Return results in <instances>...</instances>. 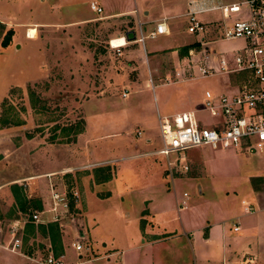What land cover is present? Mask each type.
Returning a JSON list of instances; mask_svg holds the SVG:
<instances>
[{
  "label": "rangeland",
  "instance_id": "1",
  "mask_svg": "<svg viewBox=\"0 0 264 264\" xmlns=\"http://www.w3.org/2000/svg\"><path fill=\"white\" fill-rule=\"evenodd\" d=\"M67 1L69 0H0V12L4 17L15 18L18 24L13 28L14 33L10 44L5 48L0 45V112L2 104L6 101L4 110L10 114L11 108L14 107L15 113L11 111V116L15 119L17 117V120L22 123L20 126L9 128L0 126V132H4L0 135V163L5 165V168L3 166L0 168V187L17 181V175L24 173L22 169H25V157L28 152H34V144L27 142L29 139L37 138V143L70 144L73 139H76L74 133L82 128L80 134H83L81 139L84 140L79 146L82 150L81 156L83 155L86 159L88 157L121 158L135 154L136 151L140 152L134 146L140 142L134 139L135 129L140 126L143 117L152 128L158 124L159 114L170 116L176 112L179 114L190 110H202L206 91L217 98L237 92L235 86L239 75L218 74L184 84L157 85L149 90H145L142 83L139 86L141 87L139 90H142L139 94L123 99L120 95L127 89V83L134 81L136 75L140 74V70L132 66L137 65L138 62H145L142 43H129L119 50L111 48L109 41L122 37L128 27H123L125 24L120 20H105L104 16L92 13L87 5L88 0H76L71 3V10L66 8ZM243 1L213 0L219 5L237 3L240 13L232 14L229 18H224L221 11L201 15L198 20L204 25L205 31L199 35L192 34L189 32V27L185 26L182 27L183 33L187 38L194 40L203 38L205 42H209L207 47L210 52L214 51L217 55H226L227 59H232L231 52L241 48L244 42L239 39L221 40V35L224 27L247 18V7L240 4ZM67 10H70V13ZM92 15H94L91 17L93 21L84 27H44L46 23H66ZM30 26L38 28L37 37L39 38L36 42L26 38L27 28ZM151 30L152 27H147V31L143 34L147 37L144 40V48L148 53L166 46L164 44L167 39L162 41L165 38L163 36L151 39L149 37ZM0 31L1 43L4 34L9 30L2 31L0 28ZM29 37H31L30 32ZM200 56L198 54V57ZM71 60L73 63L70 62ZM161 68V71L165 72L167 69L170 73L173 70V64L166 61ZM171 81L173 79L169 77L160 83L168 84ZM77 84L87 91L84 94L77 93L79 91ZM92 86L97 89L89 93L88 89ZM29 89L35 92L34 109L31 108L28 97ZM89 99H97V102H94L96 104H86L83 109V103ZM198 117L204 122L214 120L203 112H200ZM109 131L117 135L100 140V137ZM125 139L132 141L133 149L121 146V142ZM22 145H25V149L17 151L15 147H22ZM158 146L160 141L156 139L153 141V148ZM46 152L52 153L47 149L42 150V153L46 154ZM76 153L78 152H72L69 155ZM185 155L190 159L189 164L192 163L190 172L183 176H176L174 182H171L169 177L163 176V167L159 164L155 165L157 173L155 171L153 173L149 170L144 171L145 167L140 160L120 162L115 189L112 185L111 195L107 197L108 199L103 198L108 201L103 203L92 201L95 195L91 192H89L91 196H87L88 206L85 218L89 223L90 234H98L107 240L113 237L118 243H123L125 236L120 232L122 225L105 214V211H111L109 206L117 204L120 194L127 207L123 209L128 214L127 220L132 221L129 224L125 223L129 233L134 229L141 231V221L134 220L135 218L140 216L146 218L147 215H153L156 211L158 212L156 216L159 215L162 221L174 219L175 224L173 223L172 227L178 225L179 217L182 221L184 219L190 222L194 229L201 224L209 225L219 219L218 221L224 222L227 237L232 238V241L235 237L241 238L245 233L244 231L233 232L236 223L243 221L245 224H250L257 217H261L264 226V211L257 214L258 208L252 199L256 194L264 197V144L252 154L243 147L225 150H211L204 147L198 153L196 150H188ZM58 156L60 159L64 157L61 153ZM97 167V162L85 165L76 173L77 181L80 183L81 177L86 176L85 174L89 171H92L93 175H103ZM45 179L47 178L41 177L31 180L28 182L30 187L20 186L21 202H26L24 208L27 209V213L23 212V215L29 220L36 211L29 207L24 197L28 193L32 194V199L40 197L43 199ZM62 181L67 186H75L74 183H76L75 178L71 176L64 177ZM14 186L19 188L18 185ZM100 191L108 190L101 188ZM224 191H228V194ZM68 192L71 193L70 190ZM65 193L67 195V191ZM184 193L188 196V209L178 215L176 204L182 202ZM13 204L18 209L15 200L12 203L10 194L3 192V189L0 190V219L5 223H9L7 215L13 214ZM3 206L5 208H1ZM244 206H249L254 211L246 214ZM74 211L75 215H72L78 221L77 227L82 228L81 224L85 221L83 211L75 209ZM70 218V214H63L61 225L62 222H64L63 225H76L75 222L70 221ZM93 220L101 221L96 229L92 228ZM41 222L34 224V235L29 236L26 230L22 232L23 244L20 254L10 253L0 248V264H42L44 262L53 249L50 241L38 232L37 225ZM199 232L202 236L194 233V240L190 239V244L185 238L178 241L180 248L176 246L179 253L173 261L175 264H193L189 246L191 244L194 249H197L196 264H215L219 257L209 258L207 254L211 246L204 241L206 232L205 230ZM259 234L262 238L264 237L263 232ZM197 238H202V241L198 239L197 242ZM73 240L74 236L71 237L68 247H71ZM252 242V239H246L244 243H241V248L251 247L252 249L254 247ZM116 247L119 248L117 244ZM75 253L77 262L89 260L85 264H108L94 263L92 259L100 257L101 254H94L91 247L90 253ZM68 255L75 257L73 252ZM68 258L63 260L64 264H69L70 258Z\"/></svg>",
  "mask_w": 264,
  "mask_h": 264
},
{
  "label": "crops",
  "instance_id": "2",
  "mask_svg": "<svg viewBox=\"0 0 264 264\" xmlns=\"http://www.w3.org/2000/svg\"><path fill=\"white\" fill-rule=\"evenodd\" d=\"M76 0H69L67 1V9H70L71 3H74ZM92 2L97 3L98 7L102 9L100 14H96L90 9V4ZM87 5L89 6V10L94 13L95 15H102L104 16L105 20H120L125 25L123 27H128L125 30V34L122 37L114 38V39H123L126 42V45L131 44H141L137 41L140 37L143 38L142 49L145 55V62H138L137 65H133L132 67H137L140 70V74L136 75V79L134 81H129L127 83L128 87L126 90L122 91L120 95L123 99H128L131 95H137L142 90H139L144 83L145 90L154 89L157 85L165 86V85H176V84H184L188 83L193 80H199L202 78L197 79H190V53L195 51L196 48H190L188 52L183 50L185 47L192 46L193 44H199V40H194L191 38H187L183 33L182 27L190 26L189 25V13L190 11H203L196 15L197 20L199 16L213 12V11H205L209 8H213L219 6V4H215L213 0H88ZM63 9V8H62ZM64 10V9H63ZM70 10H67L70 13ZM88 16L86 18H77L71 20L69 23H46L44 27H84L85 25L91 23L93 21V17ZM223 16V15H222ZM199 21V20H198ZM15 18L11 16L4 17L3 14L0 12V28L4 30H12L14 33V26L16 24ZM158 23H164L167 29V33L164 35L157 36L156 39L161 36L165 37L162 41H165L166 46L162 48L154 49L151 52H147L146 48H144V40L147 37H144V32L147 31V27H152L153 32L156 25ZM37 25V24H33ZM225 25V24H224ZM8 28V29H7ZM33 29L35 32L34 37H26L29 40L37 41L39 37H37L38 28L33 26L27 28V32ZM132 31L135 36L134 41H127L125 39L126 33ZM149 33V34H150ZM36 37V39H34ZM112 39L111 41H113ZM164 43V42H163ZM139 46V45H138ZM169 61L173 64V70L169 71L166 69L165 72L161 71V66L166 62ZM70 62L73 63L71 60ZM145 71V74H144ZM179 72L180 77H176L175 73ZM171 77L173 81L168 84H161L160 81L163 79H168ZM142 81H141V80ZM157 82L158 84H156ZM78 85V84H77ZM79 91L77 93L84 94L85 88L78 85ZM94 89L97 87L92 86L89 88V93L93 92ZM125 94V96H123ZM136 100V99H135ZM204 100V98H203ZM97 99H89L83 103V109H85L86 104H96ZM203 102V101H202ZM98 111V110H95ZM192 111V110H190ZM197 111V110H194ZM98 113V112H97ZM176 114H178L176 112ZM176 114L168 115V116H158V124L151 128L150 124L145 121L144 117L141 119V124L135 129V139L134 141L140 142L135 144V149L140 152H135V154L125 155L121 158H100L95 159L94 157H88L86 159L83 157L82 150L79 149V146L82 144L84 139H81L83 134H78L74 141H71L70 144L61 143V144H48L47 142L37 143V138L29 139L27 142H32L33 151L28 152L27 156L25 157V169L24 173L17 175L18 180L13 183L4 184L0 187V190L3 189V192H7L10 194L12 203L14 202V197L11 192V188L14 185H18L19 189L20 186L26 188L27 186L30 187L29 183L33 179H38L41 177H45V189L42 191L44 192L42 198L39 199H32V194L26 193L24 197L27 200L28 204L32 201H40L41 203V211H37L40 213V219L42 220L41 224L44 222H53V220L59 216V225L62 227L61 232V241L63 246V255L61 256V261L64 262L65 258L70 260L69 264H85L89 260H83V262L76 261V253L72 247H68L69 241L71 237H75L78 232L82 233L89 243V246L93 248L94 254H101L100 257L92 259L94 263L96 262H104L108 264H175L173 261L176 259L179 253V249L177 250L176 246L180 245L179 240L182 241V238H185L188 244H190V239L194 240V233H197L199 236H202L199 231L205 230L206 235L204 236L205 243L209 244L208 256L209 258H218L215 261V264H264L262 262V258L264 257V237L260 236V232L264 233V226L262 223V218L257 217L254 219L250 224H245L243 221L236 223L234 226L239 227V231L234 233H240L244 231L245 233L241 236V238H236L232 241V238L227 237L225 231L224 222L214 220L209 225L201 224L200 227L194 229L190 222L187 220L183 221L181 218H178V225L172 227V224H175L174 219H166L161 220L159 215L156 216V212L153 215L140 216L135 218L134 220L141 221V231L137 229L129 233V228H127V224L132 221H128L127 217L128 214L124 212L123 209H126L125 203L123 198L120 194L118 198L117 204L109 208L111 209L110 212L105 211V214L111 217V220L118 221L122 225L121 233L125 236L123 239V243H118L115 238L110 237L107 240L103 236H99L98 234L91 235L89 230V223L85 218L87 215V196H91L89 192L95 195L92 201H97L99 203L106 202L108 200L103 199L109 197L111 195V186H114L115 189V182L117 181L118 173L117 171L120 170L118 166L120 162H128V161H138L142 162V166L144 171L147 170L154 173H157L155 165H161L163 167V176L168 177L165 172V161L161 157H154L151 156L150 153L155 152L156 150L160 149L161 147V139H160V130H159V119L163 117H172ZM4 134V132H0V135ZM103 135V134H102ZM117 134L112 131H109L104 134V136L100 137V140L103 138H113ZM144 139V140H143ZM158 139L160 141V146L157 148H153V141ZM105 140V139H103ZM143 140V141H141ZM25 144V143H24ZM38 144V145H37ZM43 144V145H42ZM139 144V145H138ZM121 146L128 147L133 149L132 141L123 140L121 142ZM18 150L25 149V145L22 147H15ZM48 150L52 153L49 154L46 152L42 153V150ZM140 149V150H139ZM203 148L192 149L196 150L198 153L199 150ZM30 151L32 149H29ZM24 151V150H23ZM78 152L73 155H69L72 152ZM61 153L64 155L60 159L58 154ZM252 154V153H251ZM81 156V157H80ZM188 157V156H187ZM5 158V157H4ZM198 158V157H197ZM189 159V158H188ZM190 161V159H189ZM90 162H97V168H104L103 176L109 174L110 178L106 181L98 180L96 181L92 171L86 173V176H82L80 179V183L77 181L76 173L84 168L85 165L89 164ZM192 164V163H190ZM3 166L5 168L4 163H0V168ZM70 174V175H67ZM75 178L74 185L75 186H67L62 181L64 177ZM100 176V175H99ZM174 179H170L171 182H174ZM180 180V179H178ZM23 183V184H20ZM173 184V183H172ZM67 186V190L66 187ZM174 187V186H173ZM101 188H105L108 191L102 192L100 191ZM21 190V189H20ZM70 190L71 193L75 192L78 196L77 202H74V209L76 211L82 210L84 216V224H81V227L71 226L64 224L62 220V215L65 214L63 208L60 205L57 207V211L53 212L52 208L54 207V200L52 195L54 193H63L64 191L67 193ZM114 191V190H113ZM64 192V193H65ZM225 194H228V191H224ZM249 194V193H248ZM250 195V194H249ZM121 198V199H120ZM188 198V197H187ZM108 199V198H107ZM183 199V196H182ZM181 199V200H182ZM254 204L257 206V214L258 212L264 211V197L260 195L254 196L253 198ZM179 201V200H178ZM16 206V205H15ZM13 204L12 215H7L8 221H13L16 219H20L23 213L17 209ZM15 207V209H14ZM244 206V212L247 213ZM5 208V206L1 207ZM186 209H179L178 210V203L176 204V211L178 215L181 212L186 211ZM36 211V210H35ZM77 213V212H76ZM158 213V212H157ZM74 214V213H71ZM78 214V213H77ZM75 215V214H74ZM20 216V217H19ZM82 218V217H81ZM82 222V220H81ZM46 223V224H47ZM101 221L99 220L96 222L93 220V229L99 227ZM125 223H127L125 225ZM93 231V230H92ZM181 231V233H180ZM254 231V232H253ZM127 234V236H126ZM203 237V238H204ZM202 241V238H197V242ZM252 239L253 248L246 247L244 249L241 248V243H244L245 240ZM46 242H48L46 240ZM116 244L119 248L116 247ZM191 248V255L193 259V264L197 262V249H194V246L191 244L189 245ZM180 248V246H179ZM215 251V252H214ZM70 252L74 253L75 257H70L68 254ZM90 253V252H89ZM80 256V255H79ZM82 256V255H81ZM64 264V263H63Z\"/></svg>",
  "mask_w": 264,
  "mask_h": 264
},
{
  "label": "built area",
  "instance_id": "3",
  "mask_svg": "<svg viewBox=\"0 0 264 264\" xmlns=\"http://www.w3.org/2000/svg\"><path fill=\"white\" fill-rule=\"evenodd\" d=\"M247 7V18L233 22L230 26L224 27L222 39L231 41L242 40L244 45L232 51V59L226 55H217L210 52L207 47L209 42L202 38L199 40V48L190 53V79L209 78L218 74L239 75L236 84L237 92L230 96L215 97L211 92L206 91L203 100V109L176 114L172 117L159 119V130L161 147L151 156L161 157L165 162V172L170 179L176 176H183L190 172L189 159L185 152L197 148H210L211 150L236 149L243 147L249 153H254L264 144V0H244L240 3ZM90 9L100 14L102 9L97 3L92 2ZM205 11H221L224 18L232 14L240 13L237 3L219 5ZM203 11H190L189 32L201 34L205 31L204 25L200 23L196 15ZM167 33L164 23H158L150 38H155ZM26 37L29 34L26 33ZM143 43V38L137 39ZM111 40L109 46L111 47ZM112 48V47H111ZM122 47L113 49L119 50ZM198 54L201 56L198 57ZM180 77V73H175ZM125 96V94H123ZM200 112L208 114L213 121L204 122L198 115ZM187 194H183L182 202L178 204L179 209L187 208ZM53 212L57 211L60 205L65 213H70L68 208L69 198L66 193H54ZM72 199L77 202L78 196L72 193ZM247 213L254 210L247 206ZM31 220L22 215L20 219L5 223L0 219V248L10 253L20 254L22 248V232L28 223H40V213L34 212ZM70 221L77 219L71 214ZM53 222L59 223V216ZM42 223V222H41ZM233 231H239L238 226ZM71 247L75 252H90L89 243L86 237L78 232L74 237ZM42 264H63L61 257L56 258L49 253Z\"/></svg>",
  "mask_w": 264,
  "mask_h": 264
},
{
  "label": "trees",
  "instance_id": "4",
  "mask_svg": "<svg viewBox=\"0 0 264 264\" xmlns=\"http://www.w3.org/2000/svg\"><path fill=\"white\" fill-rule=\"evenodd\" d=\"M1 32V31H0ZM1 34V33H0ZM13 36V31L12 30H9L7 31L2 40H1V43L0 45L5 48L7 47L9 44H10V41H11V37ZM190 48H196L198 49L199 48V44H193L192 46H188V47H185L183 50H186V52H188V50ZM28 97H29V100H30V104H31V108L34 109L35 108V101H34V97H35V92L31 89L28 90ZM6 101H4V103L2 104L1 106V112H0V126L5 128H9V127H15V126H20L22 123H20L19 120H17V117L15 119L14 116H11V111L12 113L14 114V107L11 108V111H10V114L9 112L6 110H4V104H5ZM9 114V115H8ZM82 128L78 129L75 133H74V137H76L78 134H80L82 132ZM75 139H73L72 141H74ZM97 170H100V171H104L105 169L104 168H98ZM94 178L96 181L98 180H102V181H106L110 178V175L107 174V175H98V174H95L94 175ZM11 192H12V195L14 197V200H15V204H17L18 206V209L19 211H21L22 213L24 212L27 213V209L24 208V205L26 204V202L23 201V203L21 202L22 200V197L20 195V189L17 187V186H14L11 188ZM67 196L69 198V202H68V208H69V214L71 215V213H74V201L72 199V193H67ZM29 207L32 209V210H36V211H41V203L40 201H32L29 205ZM59 223L58 222H50V223H47V224H39L37 225V229H38V232L40 234H42L43 237L47 238L49 241H50V244L52 246V249H53V255L56 257V258H59L63 255V246H62V241H61V228L59 227ZM35 226L33 223H28L24 226V229H23V232H26L29 234V236H32L35 234Z\"/></svg>",
  "mask_w": 264,
  "mask_h": 264
},
{
  "label": "bare ground",
  "instance_id": "5",
  "mask_svg": "<svg viewBox=\"0 0 264 264\" xmlns=\"http://www.w3.org/2000/svg\"><path fill=\"white\" fill-rule=\"evenodd\" d=\"M30 36L31 37H34L35 35V32L33 29H30ZM28 32V34H29ZM126 45V42L123 40V39H114L112 42H111V47L112 48H117V47H123Z\"/></svg>",
  "mask_w": 264,
  "mask_h": 264
},
{
  "label": "water",
  "instance_id": "6",
  "mask_svg": "<svg viewBox=\"0 0 264 264\" xmlns=\"http://www.w3.org/2000/svg\"><path fill=\"white\" fill-rule=\"evenodd\" d=\"M125 39L127 40V41H134L135 40V36H134V33L132 32V31H129L128 33H126V35H125ZM17 48H19L18 46H17ZM253 153H254V151H253Z\"/></svg>",
  "mask_w": 264,
  "mask_h": 264
}]
</instances>
